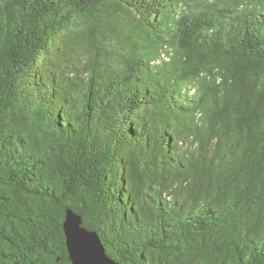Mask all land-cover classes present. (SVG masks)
Returning a JSON list of instances; mask_svg holds the SVG:
<instances>
[{"label": "trees", "instance_id": "16d2710c", "mask_svg": "<svg viewBox=\"0 0 264 264\" xmlns=\"http://www.w3.org/2000/svg\"><path fill=\"white\" fill-rule=\"evenodd\" d=\"M67 210L119 264H264V0H0V264H71Z\"/></svg>", "mask_w": 264, "mask_h": 264}, {"label": "water", "instance_id": "95a60500", "mask_svg": "<svg viewBox=\"0 0 264 264\" xmlns=\"http://www.w3.org/2000/svg\"><path fill=\"white\" fill-rule=\"evenodd\" d=\"M63 231L71 264H119L106 254L98 234L85 228L71 210L66 211Z\"/></svg>", "mask_w": 264, "mask_h": 264}, {"label": "rangeland", "instance_id": "374dc122", "mask_svg": "<svg viewBox=\"0 0 264 264\" xmlns=\"http://www.w3.org/2000/svg\"><path fill=\"white\" fill-rule=\"evenodd\" d=\"M165 58H167V57H165Z\"/></svg>", "mask_w": 264, "mask_h": 264}]
</instances>
